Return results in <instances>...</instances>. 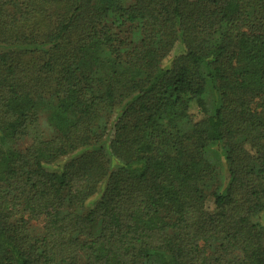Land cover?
I'll list each match as a JSON object with an SVG mask.
<instances>
[{"label": "trees", "instance_id": "16d2710c", "mask_svg": "<svg viewBox=\"0 0 264 264\" xmlns=\"http://www.w3.org/2000/svg\"><path fill=\"white\" fill-rule=\"evenodd\" d=\"M0 264H264V0H0Z\"/></svg>", "mask_w": 264, "mask_h": 264}, {"label": "rangeland", "instance_id": "374dc122", "mask_svg": "<svg viewBox=\"0 0 264 264\" xmlns=\"http://www.w3.org/2000/svg\"><path fill=\"white\" fill-rule=\"evenodd\" d=\"M128 1V0H127ZM182 51V47L180 45H177V47L171 52L170 56L168 57L167 61L170 60L173 56H176L178 53H180ZM193 112L196 113V109H193ZM210 202L209 205H212V198L210 197Z\"/></svg>", "mask_w": 264, "mask_h": 264}]
</instances>
